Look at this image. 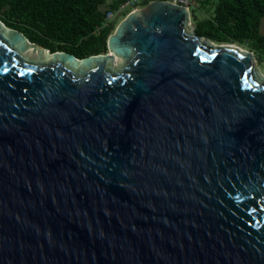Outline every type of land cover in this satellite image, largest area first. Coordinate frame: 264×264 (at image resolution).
I'll use <instances>...</instances> for the list:
<instances>
[{"label":"water","instance_id":"water-1","mask_svg":"<svg viewBox=\"0 0 264 264\" xmlns=\"http://www.w3.org/2000/svg\"><path fill=\"white\" fill-rule=\"evenodd\" d=\"M187 25L154 0L79 59L0 20V264H264V75Z\"/></svg>","mask_w":264,"mask_h":264},{"label":"trees","instance_id":"trees-1","mask_svg":"<svg viewBox=\"0 0 264 264\" xmlns=\"http://www.w3.org/2000/svg\"><path fill=\"white\" fill-rule=\"evenodd\" d=\"M127 1L106 4V0H0V20L52 54L67 53L83 59L108 53L107 40L117 24L114 21L105 25L107 13ZM190 1L193 7L195 2ZM196 2L210 11L207 18L199 20L197 9L193 10L197 36L215 44H237L264 62V0Z\"/></svg>","mask_w":264,"mask_h":264},{"label":"rangeland","instance_id":"rangeland-1","mask_svg":"<svg viewBox=\"0 0 264 264\" xmlns=\"http://www.w3.org/2000/svg\"><path fill=\"white\" fill-rule=\"evenodd\" d=\"M114 0H106V4H110L111 2H113ZM193 2H195L193 4V7H192V10L191 12H193V10L196 8L197 9V14H198V17H199V20L203 19V18H207L208 15H209V12L207 11V8L205 9H202L198 6L196 0H193ZM137 8H143L142 6L140 7H137ZM194 13V12H193ZM126 14V12H124L123 14L121 15H118L116 20H115V24H117V26L121 23V21H123L126 17H124V15ZM263 23H262V28H261V32L262 34L264 35V19L262 20ZM116 26V27H117ZM195 28H196V23H195V20H194V17H193V14H192V25H187L186 26V31L187 33H189V35H192V32L195 31ZM193 30V31H192ZM202 41L205 43V44H208V45H211V46H214V47H221V46H225V47H228V49H232V50H236V51H239V52H248L250 53L249 50L247 49H244V47H241L237 44H215V43H212V42H207L205 41V39H202ZM255 64H254V68H255V73H256V76H258V79L261 80V75L263 74L264 75V62L260 63L257 59H256V56H255Z\"/></svg>","mask_w":264,"mask_h":264},{"label":"built area","instance_id":"built-area-1","mask_svg":"<svg viewBox=\"0 0 264 264\" xmlns=\"http://www.w3.org/2000/svg\"><path fill=\"white\" fill-rule=\"evenodd\" d=\"M147 1L151 2V1H154V0H129L126 3H124L123 5H121L118 10L109 11L107 13V16H106L105 25H108L111 22H114L116 20L117 16L123 14L124 12L131 13V12H134L136 10H139L140 8H137V7L142 6L143 3L147 2ZM163 1H166V2H169V3L173 2V3H176V4L187 6L190 9V11L192 9L190 0H163ZM142 7H144V6H142Z\"/></svg>","mask_w":264,"mask_h":264}]
</instances>
